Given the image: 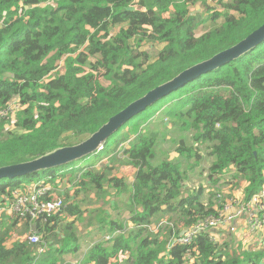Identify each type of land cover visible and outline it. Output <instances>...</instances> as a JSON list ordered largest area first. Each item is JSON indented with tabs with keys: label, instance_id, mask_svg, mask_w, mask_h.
<instances>
[{
	"label": "trees",
	"instance_id": "16d2710c",
	"mask_svg": "<svg viewBox=\"0 0 264 264\" xmlns=\"http://www.w3.org/2000/svg\"><path fill=\"white\" fill-rule=\"evenodd\" d=\"M263 23L264 0H0V166L80 142ZM161 139L176 145L181 159L154 163ZM201 145L214 158L207 197L201 185L184 189L181 169ZM126 165L135 169L131 179L117 175ZM263 183L264 40L130 118L95 153L0 179V207L33 184L49 187L45 199L61 200L33 219L0 212V264H69L66 255L80 250L75 222L93 232L81 264H260L262 250L227 240V223L203 227L189 243L176 239L193 224L219 220L227 204L246 206ZM225 184L242 198L230 197ZM90 192L88 204L100 208L103 200L115 213L84 208ZM91 217L94 226L85 223ZM18 220L40 244H9ZM245 226L249 231L247 218Z\"/></svg>",
	"mask_w": 264,
	"mask_h": 264
},
{
	"label": "water",
	"instance_id": "95a60500",
	"mask_svg": "<svg viewBox=\"0 0 264 264\" xmlns=\"http://www.w3.org/2000/svg\"><path fill=\"white\" fill-rule=\"evenodd\" d=\"M41 3L40 6H44ZM27 8V6H25ZM264 40V23L245 38L212 57L198 62L178 73L173 78L149 90L143 96L130 102L126 107L110 116L86 138L73 145L58 146L27 161L0 166V179L18 178L47 170H53L76 162L100 150L107 139L126 121L151 106L157 100L182 87L187 82L209 71L216 70L231 60H235L253 50Z\"/></svg>",
	"mask_w": 264,
	"mask_h": 264
},
{
	"label": "built area",
	"instance_id": "2783aa9c",
	"mask_svg": "<svg viewBox=\"0 0 264 264\" xmlns=\"http://www.w3.org/2000/svg\"><path fill=\"white\" fill-rule=\"evenodd\" d=\"M48 188V186H36L33 184L29 187V191H27L26 194H16L17 196L15 201L10 206L6 207L9 210L8 213L14 214L19 218L28 215L30 219H33L38 213H44L47 216V214L54 212L60 208L61 200L56 197L52 199H45L44 195L48 191ZM252 209H254L253 212ZM247 211V219L250 230L246 233L252 235V231H256L260 235V237H257L260 239H256V245L259 246L258 249L264 252V183L261 189L253 194L250 203L246 206L241 204L231 208V205L227 204L223 207V212L219 220L211 219L193 224L191 229L182 236L178 237L176 241L180 243H189L194 234L203 230V227L205 226L227 223L226 227L230 229L231 224L233 223L228 222L235 221V219L242 216ZM24 238H26L27 241L33 245L41 243L40 235L32 231L30 226L28 227L26 237ZM171 238L174 237L171 236ZM44 249L45 246L42 244L37 247L36 251L41 253ZM261 264H264V257Z\"/></svg>",
	"mask_w": 264,
	"mask_h": 264
},
{
	"label": "rangeland",
	"instance_id": "374dc122",
	"mask_svg": "<svg viewBox=\"0 0 264 264\" xmlns=\"http://www.w3.org/2000/svg\"><path fill=\"white\" fill-rule=\"evenodd\" d=\"M203 30L201 28H199L198 30L195 31V34H200ZM15 105V104H14ZM146 126H148V129L150 128L149 124H145ZM192 144H197V143H193ZM175 146L173 143H170L164 139L159 140L156 143V157L154 160V163H158L160 160L164 159L165 157H168L171 160L174 159H181L180 156L177 154V152L175 151ZM194 150L197 153V156L193 155L191 158H183L182 162H181V169L184 170L186 172V174L188 175V180L185 181L184 185V189L190 190V188H194V187H198V185H201L202 188L204 189V197L208 196V193L210 188H211V184L210 181L208 180V176L207 174L209 173V167L213 161V157L211 156H207V152H208V148L205 145H201L199 149L194 148ZM106 159H103L104 163ZM128 168L126 169V172L128 174H134L133 173V168L130 165H126ZM125 166V167H126ZM125 170V168H124ZM125 172V171H124ZM221 187L223 188V190L227 193L230 194V197H238V198H242L241 195H236L232 192L233 190V186L230 184H225V185H221ZM63 187H60L59 190H61ZM93 194L90 192L88 194L85 195V199L82 201L83 203V207L86 208L87 210L90 209H95V212H97L98 210H103L105 209V212L108 211L109 212V208L107 207L106 204H102V207L97 208L96 206L99 205L97 203V205L95 204H88V200L90 198V196H92ZM57 198V197H56ZM52 199V198H51ZM103 199V198H102ZM119 199L123 200L125 198L120 197ZM95 212L93 214H95ZM89 215V214H87ZM240 218L235 219V221H231L228 223H235L237 220H239ZM11 220V219H10ZM88 224H91L94 226V218L91 217L90 218V222H85ZM74 228L79 232H81L82 234H84L87 230H80V228H84V223H74ZM28 231L27 226L24 224L23 221H17V224H15L12 232H11V237L10 239H14V240H19L20 238H24L26 237V233ZM227 233L229 232H234L233 235H228L227 240H230L232 242V245L235 246V248H237L238 243L241 244V248H245L246 244L250 241L248 236L243 235L241 232H247V227L245 225H241L239 227H237L235 224H232L230 229H228L226 227ZM88 233H90L91 235L93 234L91 229H88ZM241 233V235H240ZM81 236V235H80ZM81 238V237H80ZM256 237H253L252 239H254ZM10 242H12L10 240ZM81 242V248H86V243L84 242L83 239L80 240ZM245 242H247L245 244ZM251 242V241H250ZM245 244V245H244ZM257 248H259V246L254 245L253 242L250 245V249L253 250H257ZM261 264V262H260Z\"/></svg>",
	"mask_w": 264,
	"mask_h": 264
},
{
	"label": "crops",
	"instance_id": "0c3cea01",
	"mask_svg": "<svg viewBox=\"0 0 264 264\" xmlns=\"http://www.w3.org/2000/svg\"><path fill=\"white\" fill-rule=\"evenodd\" d=\"M103 162V161H102ZM99 165V164H98ZM97 165V166H98ZM132 167V166H131ZM124 168H125V170H124ZM128 167L126 166H124V167H121L120 168V172L121 173H119V174H117V175H119V176H125V177H127L128 179H131L132 178V176L134 175V174H128L127 172H126V169H127ZM133 168V167H132ZM134 169V168H133ZM125 171V172H124ZM135 172V169L133 170V173ZM123 198H125L124 197V195L122 196ZM102 201L103 200H100V203L101 204H103L102 203ZM108 207V206H107ZM109 208V207H108ZM8 209L6 208V206L5 207H0V212H6V213H8ZM108 212V211H107ZM110 212V214H114L115 212L114 211H112V210H110L109 211ZM247 215H248V211L245 213V214H243L242 216H240V217H238V218H240L239 220H237L235 223H233V224H235L237 227H239V226H241V225H245V218H247ZM88 229H91L90 227H84L83 229L82 228H80V230L82 231V230H87L84 234H82L80 231L78 232L77 230V233L79 234V235H81L80 237V240L81 239H83L84 240V242L86 243V248H81V242H80V250L77 252V254L78 255H76V254H71V253H69V254H67L66 255V262H68L69 264H81L80 263V260H81V257L84 255V253H85V251L88 249L87 247H89V243H90V240H91V238L93 237V234L91 235L90 233H88ZM243 235H245V236H248L249 237V239H250V241L247 243V242H245V244H246V247H249L250 248V245H251V243L253 242V244L254 245H256V239L257 238H254V239H252L253 237H256L254 234H252V235H249V234H247L246 232H241ZM241 233H240V235H241ZM234 234V232H230V233H228V235H229V237H230V235H233ZM60 237H62V235H60ZM20 239H23V238H20ZM12 242L13 241H15L14 239H10ZM9 244H10V241H9ZM66 264V263H65Z\"/></svg>",
	"mask_w": 264,
	"mask_h": 264
},
{
	"label": "flooded vegetation",
	"instance_id": "af4514ba",
	"mask_svg": "<svg viewBox=\"0 0 264 264\" xmlns=\"http://www.w3.org/2000/svg\"><path fill=\"white\" fill-rule=\"evenodd\" d=\"M232 225V224H231Z\"/></svg>",
	"mask_w": 264,
	"mask_h": 264
}]
</instances>
